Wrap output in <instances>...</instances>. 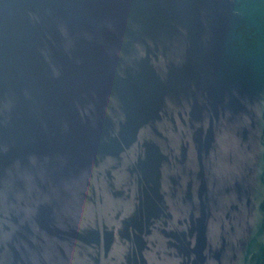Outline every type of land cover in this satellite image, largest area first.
<instances>
[{
    "label": "water",
    "instance_id": "1",
    "mask_svg": "<svg viewBox=\"0 0 264 264\" xmlns=\"http://www.w3.org/2000/svg\"><path fill=\"white\" fill-rule=\"evenodd\" d=\"M0 264H264V0H0Z\"/></svg>",
    "mask_w": 264,
    "mask_h": 264
}]
</instances>
